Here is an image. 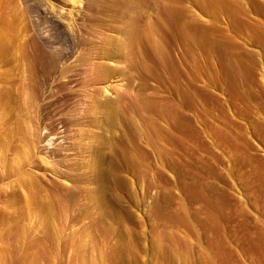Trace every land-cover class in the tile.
Segmentation results:
<instances>
[{"label": "rangeland", "instance_id": "obj_1", "mask_svg": "<svg viewBox=\"0 0 264 264\" xmlns=\"http://www.w3.org/2000/svg\"><path fill=\"white\" fill-rule=\"evenodd\" d=\"M235 182L264 0H0V264H247Z\"/></svg>", "mask_w": 264, "mask_h": 264}, {"label": "bare ground", "instance_id": "obj_2", "mask_svg": "<svg viewBox=\"0 0 264 264\" xmlns=\"http://www.w3.org/2000/svg\"><path fill=\"white\" fill-rule=\"evenodd\" d=\"M48 45H46V46H48ZM49 49H50V47H49ZM46 50H48V49H46ZM39 52H40V50H39ZM55 52L57 53V51H55ZM41 55H42V53H41ZM59 55L58 56L56 55L57 56V59H58V63H59V60H60L59 59L60 58ZM48 56H49V54H48ZM48 56L46 58H48ZM50 56H51V54H50ZM53 58H55V57H53ZM42 59H44L43 56H42ZM51 60H49V63H51L50 62ZM44 61H46V60H44ZM52 62H53V60H52ZM38 63H39V61H38ZM46 63H48V62H46ZM51 65H52V63H51ZM46 66H47V64H46ZM42 67H43L42 69L44 70L45 69L44 68L45 66H42ZM48 69L49 68H47V70ZM62 71H61V73H62ZM63 73H65V72H63ZM60 75H62V74H60ZM46 77L47 76H45V78ZM42 78H43V76H42ZM45 80H47V78ZM41 85H42V83H41ZM41 87H43V86H41ZM42 101H43V99H42ZM49 134H51V133H49ZM240 142H241V140H240ZM94 150L96 151V149H94ZM234 184H235V186L237 188V192H238L239 197H240L238 200H236L238 202V204H239L238 216H239V218L241 220V224L242 223L244 224L245 230H246L245 238L244 239H245V246H246V250H247L246 252L248 254V263L247 264H264V182H235ZM226 190H227L226 189V182H223V191H224V194H225ZM244 204H247V208H245V209L243 207Z\"/></svg>", "mask_w": 264, "mask_h": 264}]
</instances>
